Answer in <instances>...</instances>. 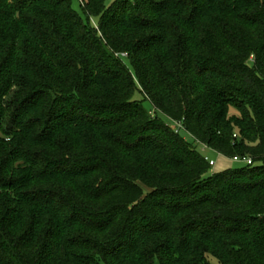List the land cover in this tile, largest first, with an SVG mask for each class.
<instances>
[{
  "label": "trees",
  "instance_id": "16d2710c",
  "mask_svg": "<svg viewBox=\"0 0 264 264\" xmlns=\"http://www.w3.org/2000/svg\"><path fill=\"white\" fill-rule=\"evenodd\" d=\"M108 2L0 0V264H264V0Z\"/></svg>",
  "mask_w": 264,
  "mask_h": 264
},
{
  "label": "rangeland",
  "instance_id": "374dc122",
  "mask_svg": "<svg viewBox=\"0 0 264 264\" xmlns=\"http://www.w3.org/2000/svg\"><path fill=\"white\" fill-rule=\"evenodd\" d=\"M115 0H109L108 2V6H110ZM77 7H78V2L76 3ZM83 5V4H82ZM93 23L95 24V22L93 21ZM96 25V24H95ZM142 97L140 96V94L136 95L137 100H140ZM145 107L149 110H152V106L148 103L145 102L144 103ZM155 110H152V114L153 116H157L156 112H154ZM159 118H161L162 120H164L170 129H172L173 131H177L179 130L180 126H182L181 123H179L180 125L171 122L169 119H167L165 116H163L162 114L158 113ZM229 116L231 118H239L242 116V111L239 110L238 108L232 106L230 108L229 111ZM180 136L182 138H184L192 147H194L196 149V151L203 156L208 163L210 164L211 168L209 171V176L218 174V173H222L228 170H235V169H240L245 167L244 163L241 162H234V160L231 157L228 156H224V155H220L217 152H215L213 149L208 148L204 145H201L200 143L196 142L189 134L186 133V131L184 130H180Z\"/></svg>",
  "mask_w": 264,
  "mask_h": 264
},
{
  "label": "built area",
  "instance_id": "2783aa9c",
  "mask_svg": "<svg viewBox=\"0 0 264 264\" xmlns=\"http://www.w3.org/2000/svg\"><path fill=\"white\" fill-rule=\"evenodd\" d=\"M178 125H180V124L178 123ZM180 128H182V126H180ZM233 160H234V162L244 163L246 166H250L253 163V160L249 157H245V158L234 157Z\"/></svg>",
  "mask_w": 264,
  "mask_h": 264
}]
</instances>
